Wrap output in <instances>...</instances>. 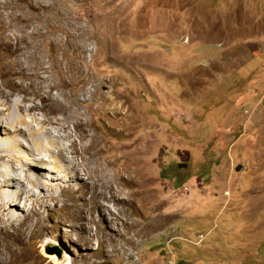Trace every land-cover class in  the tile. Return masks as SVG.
I'll return each instance as SVG.
<instances>
[{
    "label": "rangeland",
    "instance_id": "1",
    "mask_svg": "<svg viewBox=\"0 0 264 264\" xmlns=\"http://www.w3.org/2000/svg\"><path fill=\"white\" fill-rule=\"evenodd\" d=\"M23 5L26 40L15 53L0 44V81L25 86L18 94L40 107L33 72L44 70L65 104L61 90L75 94L70 107L106 145L97 161L123 198L108 188L110 199L97 198L87 154H69L41 167L37 184L21 177L28 191H8L13 216L0 201L5 249L36 264H264V0ZM110 90L125 101L121 114L92 110ZM25 152L23 171L40 169ZM48 246L61 249L60 263Z\"/></svg>",
    "mask_w": 264,
    "mask_h": 264
},
{
    "label": "bare ground",
    "instance_id": "2",
    "mask_svg": "<svg viewBox=\"0 0 264 264\" xmlns=\"http://www.w3.org/2000/svg\"><path fill=\"white\" fill-rule=\"evenodd\" d=\"M1 4L0 27L2 31L0 32V44L3 43L4 46H12V53H15V51L19 52L23 47L22 41L25 39V36L21 33L23 30L21 24L25 22L26 14L23 0H1ZM11 27L16 31V33L13 31V42H11V34L8 33ZM23 54L24 53H20V55ZM17 64L20 67L28 66L25 62L19 60ZM43 71L44 70L32 73V77L39 79V82L36 81L38 85L35 93L44 101L42 107L35 102L33 97L18 94L19 91L26 92L27 88H24L25 86L21 87L22 85L20 86L10 82L12 88L8 90L6 87L9 84L0 81V127L2 128L3 125L7 124L10 126L11 130L15 131V133L12 131L14 134L10 136V134H7L8 132L6 130H3L5 132L2 133V135L5 139L4 137L0 139V176L5 175V178L0 181L2 182L0 187L4 185L9 189L0 192V201H3L4 204L8 206L3 209L7 208L6 212L13 216L12 211H10V205L15 204L17 200L11 202L10 199L12 194L8 191H12L13 193H20V191L24 193L28 191L27 186L23 184L20 185L21 177L23 178L25 175H28V179L35 178L34 180L37 184V177L43 173L41 167L49 170L53 167L49 166L50 164L61 165L63 162H72V160L69 159V154H72L74 157L87 154L88 162L91 165L87 172V178L91 180V187L96 192L97 198L106 200L110 199V197L118 200L123 198L119 197V194L122 193L120 186L113 187L111 179L108 178V172L100 168L99 162L97 161L98 154L106 149V145H103L101 139L91 132L92 125L89 119L86 120L83 118L84 114L81 113L80 109L72 110L70 107L69 102L73 97L77 96L75 94L72 95L73 93L68 95L61 90L68 101V104H65L59 92L56 93L55 91V93H52V88L58 87V85L47 83L46 77L42 75ZM109 83L113 85L111 82ZM65 84L67 85V83ZM59 87L62 88L61 86ZM102 87L103 84H101V88ZM90 91L91 87H89V89L84 88L82 93H85L87 96L91 94ZM112 92V90L109 92L101 91L100 93L102 96L93 105L92 110L102 113H108L110 110L115 115L121 114L122 104L125 101L117 100V96ZM43 108V113L36 111ZM58 113L62 115H57ZM121 130V127L115 129L114 133L117 134ZM8 136L12 138L10 141L7 140ZM20 151H26L25 153L30 156L27 160H32L29 161V163L33 162V164L40 166V169L39 167L31 166L30 172H24L23 167L18 164L21 160V155H19ZM67 167L69 166H66V168ZM7 178H10V182L7 183V181V184H4ZM129 181V176H127L126 179L124 178V185ZM106 188L111 192L110 197H107L105 194ZM35 214H37L36 211L33 213L29 211L26 215L33 216ZM137 232L139 238L143 230L138 229ZM5 235V232L0 233V264H36L34 255L20 254L15 248L7 251L5 247H9L8 244L13 242L5 240ZM46 255L51 256L53 259L56 257L54 256L55 254L52 255V253H47ZM59 260L60 259L56 257V263H60Z\"/></svg>",
    "mask_w": 264,
    "mask_h": 264
},
{
    "label": "water",
    "instance_id": "3",
    "mask_svg": "<svg viewBox=\"0 0 264 264\" xmlns=\"http://www.w3.org/2000/svg\"><path fill=\"white\" fill-rule=\"evenodd\" d=\"M45 250L48 253H55L57 255V258H61L62 251L57 246H53V247L48 246V247H46Z\"/></svg>",
    "mask_w": 264,
    "mask_h": 264
}]
</instances>
